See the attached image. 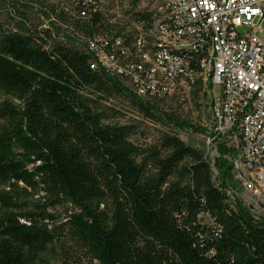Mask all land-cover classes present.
<instances>
[{"label": "trees", "instance_id": "obj_1", "mask_svg": "<svg viewBox=\"0 0 264 264\" xmlns=\"http://www.w3.org/2000/svg\"><path fill=\"white\" fill-rule=\"evenodd\" d=\"M35 1L21 0L19 15L46 16L51 6L37 8ZM137 15L148 21L152 14ZM74 26L88 35L123 31L97 15ZM18 29L21 34H11L0 22V186L8 189L0 204L16 207L22 186L42 195L44 208L69 205L75 212L49 228L39 224L52 220L43 212L7 213L0 220V264H34L64 240L89 264H264V221H254L239 203L231 208L224 193L231 185L224 156L234 150L218 143L211 166L202 152L168 135L158 149H140L129 141L130 127L103 123L84 90L124 97L143 116H162L180 130L199 129L91 71L83 50L58 42L43 48L42 34ZM201 89L196 84L192 95ZM201 213L217 230L201 225Z\"/></svg>", "mask_w": 264, "mask_h": 264}, {"label": "built area", "instance_id": "obj_2", "mask_svg": "<svg viewBox=\"0 0 264 264\" xmlns=\"http://www.w3.org/2000/svg\"><path fill=\"white\" fill-rule=\"evenodd\" d=\"M7 1L0 8L5 31L21 34V25L28 34H42L43 48L58 42L83 50L91 66L100 67L142 101L184 93L193 75H201L203 87H216L204 157L213 149V163L218 143L235 151L224 156L231 163V185L224 188L231 208L239 203L254 221H264V0H138L152 14L149 20L133 13L125 19L127 29L109 38L74 26L96 15L102 18V0H58L51 5L56 14L30 19L18 13L21 0ZM153 3L159 7L149 11ZM58 15H72L71 29H62ZM189 47H198V54H189ZM196 59H203L204 73H196ZM197 220L217 230L207 214Z\"/></svg>", "mask_w": 264, "mask_h": 264}, {"label": "rangeland", "instance_id": "obj_3", "mask_svg": "<svg viewBox=\"0 0 264 264\" xmlns=\"http://www.w3.org/2000/svg\"><path fill=\"white\" fill-rule=\"evenodd\" d=\"M57 1L37 0L35 1V6L37 8L46 7L49 9L52 2ZM7 2L5 0L4 4ZM62 2L71 4L69 0H62ZM1 7L2 4L0 5ZM101 7L104 23L113 25L115 29L122 28L123 31L127 29L126 18L133 16V13H148L147 8L138 6L137 3L132 4V0H102ZM156 7L158 8L159 5L153 3L148 9L149 11H154ZM46 13L56 14V6H51V10H47ZM70 16L72 15H65L63 20L65 21L63 22L65 25H71L72 20L69 19ZM101 34L109 36L107 33ZM194 87L171 98L158 102L154 101V104L161 112L171 117V119H175L176 122L188 123L199 129V131L195 132L187 128L180 130L162 116L153 119L147 118L139 113L137 109L130 106L124 97H107L105 95H98L90 90H84L82 96L89 101L96 113L102 115L105 125L130 127L129 141L142 150L158 149L162 138L168 135L179 139L184 145L202 152L205 156L207 152L206 139L211 125L210 102L212 97L216 96L219 91L214 86H211L209 89L201 85V91L196 96H193L192 90ZM2 100L4 98H0V101ZM13 102L15 101L13 100ZM161 154L163 155L164 153L161 152ZM213 157V149H210V153L205 158L210 162ZM212 173L213 177H215L216 172L212 170ZM7 192L8 189L0 186V194ZM16 194L17 196L12 202L16 207L6 210L0 204V220L10 212L33 214L43 212L45 215L52 217V220L45 219L44 221H39V224L41 226H48L49 228L52 225L62 223L68 213L75 212L69 205L56 208H44L46 199L42 195H34L32 192L25 191L22 186H18ZM203 221L209 222L206 217H204ZM64 241H59L49 246L34 264H89L88 259L73 242L70 240Z\"/></svg>", "mask_w": 264, "mask_h": 264}, {"label": "bare ground", "instance_id": "obj_4", "mask_svg": "<svg viewBox=\"0 0 264 264\" xmlns=\"http://www.w3.org/2000/svg\"><path fill=\"white\" fill-rule=\"evenodd\" d=\"M69 1H70L69 3H71V4H79V0H69ZM63 17H65V15H63ZM69 18L72 19V16H70ZM58 22H61L59 18H58ZM62 29H71V27H67L62 22ZM101 38H109V36L101 34ZM68 46L70 47L71 45H68ZM189 54H198V47H189ZM88 67H89V69L91 71H99V70L101 71L100 67L91 66L90 59H89V62H88ZM196 73H204L203 59H196ZM198 83H200L203 86V81H202L201 75H193L192 76V86L191 87L195 86ZM211 166H212V163H211ZM224 193H225L226 197L229 199V201L231 202V198L229 196L228 191H225V189H224Z\"/></svg>", "mask_w": 264, "mask_h": 264}]
</instances>
